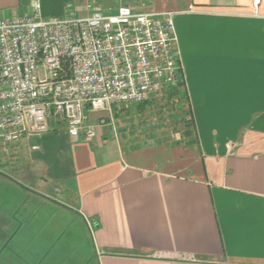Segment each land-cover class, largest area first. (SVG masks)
Here are the masks:
<instances>
[{
	"label": "crops",
	"instance_id": "0c3cea01",
	"mask_svg": "<svg viewBox=\"0 0 264 264\" xmlns=\"http://www.w3.org/2000/svg\"><path fill=\"white\" fill-rule=\"evenodd\" d=\"M89 1L38 0L40 17H73ZM94 1L106 14L121 6ZM31 2L0 0V17L29 14ZM122 5L172 14L181 139H119L114 105L85 110L90 140L61 125L0 139V264H54L35 249L51 240L48 227L62 229L61 212L91 227L94 264H264V0Z\"/></svg>",
	"mask_w": 264,
	"mask_h": 264
},
{
	"label": "built area",
	"instance_id": "2783aa9c",
	"mask_svg": "<svg viewBox=\"0 0 264 264\" xmlns=\"http://www.w3.org/2000/svg\"><path fill=\"white\" fill-rule=\"evenodd\" d=\"M31 8L26 15L0 17L4 143L57 125L71 138L90 140L95 132L83 127L85 110L141 104L183 87L171 13L121 5L106 14L91 0L84 18L43 20L38 0Z\"/></svg>",
	"mask_w": 264,
	"mask_h": 264
},
{
	"label": "rangeland",
	"instance_id": "374dc122",
	"mask_svg": "<svg viewBox=\"0 0 264 264\" xmlns=\"http://www.w3.org/2000/svg\"><path fill=\"white\" fill-rule=\"evenodd\" d=\"M125 1L128 0H112L110 3L98 0V5L100 8L111 10L125 4ZM111 13L113 12L107 14ZM87 15L88 12L84 11L74 14L73 17L84 18ZM177 93L175 94L174 90H167L154 94L148 101L139 104L141 109H137V105L119 106L118 109H115L118 112H115L112 108L108 116L113 119L112 126L115 128L117 137L122 138V140L125 137L131 140L139 138V141L142 139L145 141L163 140L165 138H169V140L181 139L180 135L182 136L185 129L181 115L187 116L188 114L185 113L184 100L179 92ZM187 123L185 124L187 125ZM41 212L42 222L47 223L51 216L54 217L57 210L54 207L52 210L44 208V211L40 210ZM59 217H62V229L59 228V231H55L54 225H52L50 231V227H48L51 240L38 242L40 246L38 245V249H35L36 254L39 255L45 251L46 257L56 256L57 259L53 261L54 264H94L95 255L93 253L91 227L76 219L72 222L69 221L70 223L64 221V219H73L74 215L72 214L66 215L61 212ZM41 226L43 225L41 224ZM26 228L27 232H31L29 231L30 228L35 233V225H29ZM42 259L41 256L39 264H41Z\"/></svg>",
	"mask_w": 264,
	"mask_h": 264
},
{
	"label": "trees",
	"instance_id": "16d2710c",
	"mask_svg": "<svg viewBox=\"0 0 264 264\" xmlns=\"http://www.w3.org/2000/svg\"><path fill=\"white\" fill-rule=\"evenodd\" d=\"M179 91L180 90H174L175 94H178L177 92H179ZM134 105H137V109L138 108H140V109L142 108V107L139 106V104H134ZM13 261H14V264H29L27 261H25V259H20L19 257L13 259Z\"/></svg>",
	"mask_w": 264,
	"mask_h": 264
}]
</instances>
